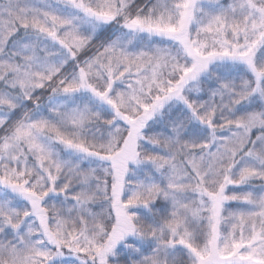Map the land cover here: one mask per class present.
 I'll list each match as a JSON object with an SVG mask.
<instances>
[{
    "label": "trees",
    "instance_id": "obj_1",
    "mask_svg": "<svg viewBox=\"0 0 264 264\" xmlns=\"http://www.w3.org/2000/svg\"><path fill=\"white\" fill-rule=\"evenodd\" d=\"M157 1L113 0L103 22L77 26L75 9L54 0L24 12L16 0H0L13 5L15 25L8 40L0 35V264H200L222 225L198 191L226 192L218 217L227 219L244 211L247 189L255 201L264 189L239 186L253 171L226 155L237 151L231 136L254 138L237 144L241 156L263 135L240 140L238 132L264 111V0L196 2L189 40L204 56L191 58L200 63L193 82L183 77L189 60L179 41L130 23L154 16ZM247 42L249 63L210 56L225 46L241 52ZM171 84L180 97L156 106ZM131 134L134 156L125 149ZM123 149L117 181L112 159ZM260 168L250 181L264 182ZM38 203L53 244L34 216ZM120 217L131 231L111 247Z\"/></svg>",
    "mask_w": 264,
    "mask_h": 264
},
{
    "label": "rangeland",
    "instance_id": "obj_2",
    "mask_svg": "<svg viewBox=\"0 0 264 264\" xmlns=\"http://www.w3.org/2000/svg\"><path fill=\"white\" fill-rule=\"evenodd\" d=\"M88 1L95 4V6L92 7L93 10H90V8L85 7V4H87ZM112 1L113 0H54L53 3L58 7L67 6L70 8H74L77 12V15L71 20H75L78 26L79 23H83L86 21H94L96 23H101V21L103 22L108 17V11L109 9H111ZM197 1L198 0H158L157 7H155L153 10L154 16L149 13L148 18H146L145 20L136 19L134 20V22H130L133 25V29L138 28L143 30L146 28H150L155 33L173 37L183 45V52H186L185 57L189 60V62H187L186 64V73L183 74V77H185L187 82H193L197 78L196 74L198 73V69L200 67V63L192 61L191 58H193L194 55L204 56V53H199L197 46H195L197 42H192L189 40L190 31L188 29L191 24L194 7ZM16 2V12H24L25 7L27 10L30 11L42 10L41 7L43 9L49 8V0H32L33 5L31 6H21V4L17 5ZM7 3L1 4L0 2V35H3L6 40H8L7 33L12 30L15 26H12L14 24V17L13 15H11V8L13 5ZM35 3L38 4V7L34 8ZM23 4H25L24 1ZM4 13L7 16V20L1 17ZM60 16L61 18H63L62 13L60 14ZM109 18L111 19L112 17ZM25 29H27L26 26L20 25L16 27V30L18 31L25 32ZM214 38L219 41L217 36H214ZM237 41L238 38H236V43ZM250 42H247V45L245 46H243L245 43L241 45V47L243 46L241 52H230V50L228 49L229 46H225L223 47L222 51L218 49L216 53H211L210 56H217L219 57V59L222 60L232 57L240 59L244 56V60L249 63L250 58L244 53L248 51V45L251 44ZM198 45H201V43H198ZM197 63L198 67L196 68ZM175 86V84H171L170 88L173 89V91H171L172 93H168L165 98L161 100H159L158 98V101L155 103V105L161 106L163 104H166L169 100L173 99L174 97H180V89H176L174 91V89L177 87ZM9 87L12 88L13 86ZM154 113V108L146 112L143 117L138 118L134 122L135 127L142 126V122L150 118L152 115H154ZM242 126L243 127L238 132L240 140L246 137H250L252 131L256 130L262 132L261 134L263 135H259L257 139H255L256 141L254 142L257 148L252 147L253 145L247 146L245 151L241 153V156H236L235 153L239 155V153L237 152L240 149L239 145L241 146L243 145V143L249 142L251 137L245 139L243 143H237V139L231 136L232 141L237 146V151H235L234 149H230L227 152L223 149L222 153L225 154L227 152L226 155L232 156L233 159H237V164L243 163L245 166H247V170L253 171V173H246L245 175H242L240 179L245 178L248 180L245 183L239 184V186L247 185L250 186L252 189H255L257 187L264 188L263 181L252 182L249 180L250 178L255 177V170L261 169L260 167H262L264 164V111L249 118L248 121ZM131 138V143H133L132 140H134V136L132 134ZM222 140L227 141V139L224 138ZM125 147L132 149L131 144L129 143L125 145ZM233 150L235 152H233ZM124 151L125 150L123 149L117 156L112 159L113 169L117 181L121 180L120 172L123 165L122 157L124 155ZM236 169L237 170H235V176L236 178H238L237 173L240 169L244 168H242L241 166H237ZM197 176L200 178V180L203 179V176L199 174ZM120 189L121 187L117 185L114 188V192L119 195L121 193ZM223 193L225 194L226 192L223 191L219 194H216L214 197H209V193L206 188H204V192L201 190L198 191L199 199H204L206 201L204 203L210 205L209 212L211 211V213L214 214L215 218L217 219L216 223L222 225V231L219 230V235L218 228L215 226L213 237L208 242L209 246L204 249L205 251H203V254L206 257L201 261L200 264H233L235 262L237 264H264V222H260L259 224L256 223V221L258 220H264V189L260 190V194L257 197L256 201L252 198L253 191L247 189L243 193L245 198L241 199V201L244 202L245 205L244 211L240 210L239 212H231L229 216H227V219L218 217L220 215L222 216V211H220L222 210V203H220V201H222L224 197ZM115 211L117 212V214L123 212V204L120 200V196L117 195H115ZM33 213L35 218L39 222V225L43 231V235L53 244V237L48 229L46 212L41 207L40 203L36 205V208ZM240 214H246L247 217H240ZM247 218H250L253 222L248 223L244 221ZM131 225L132 224H130V221H128V219L120 217L118 227L116 228L110 240L111 247L118 244L121 239L128 235V233L131 231ZM238 226L241 228H239ZM238 229L241 231L240 235L238 231H236ZM105 257L106 252H101L100 259L103 260L105 259Z\"/></svg>",
    "mask_w": 264,
    "mask_h": 264
},
{
    "label": "water",
    "instance_id": "obj_3",
    "mask_svg": "<svg viewBox=\"0 0 264 264\" xmlns=\"http://www.w3.org/2000/svg\"><path fill=\"white\" fill-rule=\"evenodd\" d=\"M130 152L132 153V156L135 155V151H134V149H130Z\"/></svg>",
    "mask_w": 264,
    "mask_h": 264
}]
</instances>
